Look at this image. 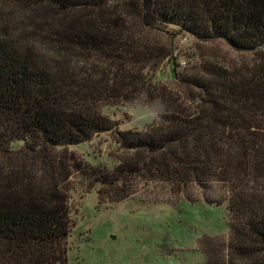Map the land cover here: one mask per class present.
Returning a JSON list of instances; mask_svg holds the SVG:
<instances>
[{"label": "trees", "instance_id": "16d2710c", "mask_svg": "<svg viewBox=\"0 0 264 264\" xmlns=\"http://www.w3.org/2000/svg\"><path fill=\"white\" fill-rule=\"evenodd\" d=\"M15 4L92 19L46 28L35 48L15 11L0 12V264H67L68 150L101 135L119 156L98 180L100 203L157 190L144 201L225 205L226 255L204 264H264V0H0V9ZM181 35L254 60L225 65L212 54L177 70L171 40ZM164 63L170 86L154 80ZM124 104L155 121L120 131L102 109Z\"/></svg>", "mask_w": 264, "mask_h": 264}, {"label": "rangeland", "instance_id": "374dc122", "mask_svg": "<svg viewBox=\"0 0 264 264\" xmlns=\"http://www.w3.org/2000/svg\"><path fill=\"white\" fill-rule=\"evenodd\" d=\"M110 10L113 18L114 5ZM3 11L9 14L15 11L16 31L25 42L34 40L29 44L35 48L42 47L35 41L42 42L39 36L47 35L49 29L76 17L92 19V14H60L46 6L26 4H15V9L6 6L0 9ZM171 41L172 63L179 66L177 70L207 60L212 54L225 65H247L254 60L253 56L236 54L220 43L202 44L183 35ZM70 58L89 60V65L96 61L78 53ZM171 71V65L164 63L154 74L155 82L172 85ZM102 113L116 121L120 131H142L156 119L146 108L134 105L104 107ZM16 146L20 147L21 143ZM68 153L74 155L76 167L64 187L72 221L66 241L67 264H204L205 254L226 255L229 229L225 205L209 206L203 201L178 204L144 201V197L157 198V190H147L149 196L141 192L120 203H100L98 180L117 165L116 145L109 135H101L70 147Z\"/></svg>", "mask_w": 264, "mask_h": 264}, {"label": "built area", "instance_id": "2783aa9c", "mask_svg": "<svg viewBox=\"0 0 264 264\" xmlns=\"http://www.w3.org/2000/svg\"><path fill=\"white\" fill-rule=\"evenodd\" d=\"M185 63H182V65H184Z\"/></svg>", "mask_w": 264, "mask_h": 264}]
</instances>
